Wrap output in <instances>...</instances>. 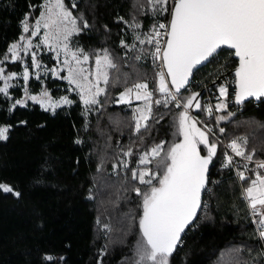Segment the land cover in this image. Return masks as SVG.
<instances>
[{"label":"trees","instance_id":"obj_1","mask_svg":"<svg viewBox=\"0 0 264 264\" xmlns=\"http://www.w3.org/2000/svg\"><path fill=\"white\" fill-rule=\"evenodd\" d=\"M44 1L0 0V58L23 34L21 22L26 16L29 23L35 20ZM65 4L89 24L77 35L83 48L88 53L107 49L118 69L110 70L106 94L98 97L100 104L87 111L80 95L50 75L40 81L31 78L28 89L38 93L46 87L53 98L66 95L73 101L54 114L32 103L10 110L22 95L20 87L9 90L11 99L0 94V126H10L8 139L0 140V183L20 192L16 197L0 190V264H49L45 255L63 257L59 264H130L136 240L141 238L142 216V197L132 189L148 187L133 180L131 173L138 170L145 150L161 141L167 150L180 140L175 123L180 110L173 104H153L149 128L139 133L131 106L115 104L116 96L135 79L148 83L154 99L161 98L154 90L158 77L147 60L149 45H140L135 35L148 33L168 16L140 11L141 4L147 9V0H65ZM133 16L141 28L129 27ZM121 41L136 47L125 48ZM40 59L47 67L54 64L49 53ZM221 63H227L231 73L236 67L229 52L222 50L196 74L209 85ZM5 67L7 72L21 69L18 62ZM190 92L199 91L193 87L181 94ZM191 110L216 131L223 128L224 140H246V155L264 158V100L235 106L234 114L222 115L228 118L218 124L214 119L207 121L202 110ZM129 148L131 157L124 155ZM223 154L217 145L202 208L170 264H264L242 188L231 176V166L222 167ZM121 161H127V167ZM148 167L155 170L156 166Z\"/></svg>","mask_w":264,"mask_h":264},{"label":"snow or ice","instance_id":"obj_2","mask_svg":"<svg viewBox=\"0 0 264 264\" xmlns=\"http://www.w3.org/2000/svg\"><path fill=\"white\" fill-rule=\"evenodd\" d=\"M42 7L43 11L34 24L29 23L28 16L25 17L21 22L23 34L0 58V65H3L10 59L13 63L23 62L22 53L31 57L30 65L25 64L21 73L6 74L5 68L0 67V81L3 82L0 94L11 99L9 89L17 86L11 81L22 79L24 97L16 99L10 110H14L17 105L26 107L28 100L40 104L45 111L51 110L53 114L57 107L71 105L73 101L67 96L52 101L46 87L40 95L29 92L27 85L30 78L40 81L42 70L45 73L51 72L56 79H67L70 85H75L87 111L90 106L100 104L98 97L106 94L110 70L118 69V65L107 49L88 53L82 48L73 50L70 47V38L88 28L89 24L83 16H74L65 0H45ZM140 11L153 16L159 14L169 17L167 23L157 21L148 33L142 35L137 32L135 35L140 45L153 46L154 60L163 62L165 70L156 73L158 83L154 89L161 98L154 99L148 83L138 80L130 87H125L117 103L131 106L133 100L143 102L142 106L133 109L136 133L142 128H149L148 121L153 118V104L164 107L174 104L176 108L182 109L175 118L176 135L182 139L171 144L167 150L164 141L154 144L139 156L138 170L131 173L133 180L148 187L144 191L139 187L132 189L137 196L142 197V216L139 219L141 238L134 245L130 264H170V257L181 243L182 233L202 208V194L209 183V169L217 155V143L209 139L211 129L205 131L198 127V121L190 114V110H205L209 116L213 115L214 110L226 112L229 94L227 84L220 85L218 102L202 109L199 92L182 95V90H188L194 69L212 62L219 56L221 49L227 48L234 50L231 54L238 58L233 82L234 102L240 105L249 98H264V0H173L171 5L170 0H147V9L141 4ZM129 27L133 30L141 28L135 16ZM42 28L43 39L34 45L31 37L39 36ZM41 44L55 53L62 66L48 68L42 64L37 52L33 51L34 48L39 49ZM121 44L125 48L136 47L124 41ZM93 57L94 70L84 67ZM30 67L37 71L30 72ZM65 69L67 75L62 77L60 73ZM227 118L219 116L217 123ZM9 132L10 126H0V140H7ZM242 139H233L228 147L236 156L251 162L253 156L246 155V140L241 143ZM76 143L81 141L77 140ZM201 146L206 154H202ZM124 155L131 157V148ZM223 155L222 167L231 166L233 157L226 152ZM121 163L127 167V161ZM153 163L155 170L148 167ZM256 166L264 169V161L258 162ZM244 169L237 172L241 181L249 179L245 175L248 171L246 164ZM0 190L20 196L19 191L7 184L0 183ZM243 195L257 225L258 234L264 239V173L256 172L244 188ZM103 227L110 230L107 224ZM43 259L49 264H59L63 257L45 255Z\"/></svg>","mask_w":264,"mask_h":264},{"label":"built area","instance_id":"obj_3","mask_svg":"<svg viewBox=\"0 0 264 264\" xmlns=\"http://www.w3.org/2000/svg\"><path fill=\"white\" fill-rule=\"evenodd\" d=\"M173 2V0H170V5ZM169 17L166 20H162L159 22H164L167 23L168 22ZM161 43H163V41H161ZM154 51V48L152 45H149V50L147 53V60L149 62L150 67L155 71V75L157 72L164 70L163 69V62L161 60H154L153 56H152V52ZM230 56H232L231 52H229ZM227 63H221L217 69L214 70V73L211 76V84H206L205 82H203L202 80L199 79V75L194 73L193 78L190 82V86L189 89H193L196 88L201 94L202 98L200 100V103L202 104V109H206V107L208 105H215L218 102V97H219V86L222 84H227L228 89H229V94H228V107H227V111L225 113H231V111H234V107L236 106L234 104V94H235V84L233 83L235 80L234 75L229 72V70L227 71L228 65L226 66ZM213 84V85H212ZM174 105V104H173ZM179 109V108H177ZM180 111L182 109H179ZM203 114L206 117V120H211L214 119L217 123V117L218 115H220L218 112H216L215 110L213 111V115L209 116L207 114V112L205 110H202ZM190 114L197 119L198 121V125L205 131H207L208 129H211V134L210 137L214 140L215 143H217V145L221 148V150L223 151V153H227L228 155L233 157V163L231 165V169H232V174L231 176L234 177L237 182L239 183V185L242 188V191H244L243 188V183L244 181L239 180L238 176H237V172L238 171H245L244 169V165H247L248 171L245 172V175L247 177H251V176H255L256 172L259 171L261 173H264V169H258L257 168V163L260 161H264V158L262 159H252L251 162L245 160L242 157L236 156L235 153L232 152V150L228 147V145L231 143V141L233 139H229V140H224V138L221 136V131L220 128H218L216 131L214 129V127L212 125H208L206 122L205 124L203 122H200L198 116H196L195 114H193L192 110H190ZM207 126V127H205ZM217 132H219V134H217ZM243 199H244V195H243ZM244 202L246 203L248 209L249 206L246 202V200L244 199ZM250 212V209H249ZM250 216H251V221L255 227V230L257 232L258 238L260 240L261 245H263V240L257 231V225L254 223V218L251 215L250 212ZM264 249V247H263Z\"/></svg>","mask_w":264,"mask_h":264},{"label":"rangeland","instance_id":"obj_4","mask_svg":"<svg viewBox=\"0 0 264 264\" xmlns=\"http://www.w3.org/2000/svg\"><path fill=\"white\" fill-rule=\"evenodd\" d=\"M45 2V1H44ZM44 4V3H43ZM42 4V5H43ZM43 11V7L41 6V10H40V13ZM40 15V14H39ZM39 15H38V17L37 18H35V20L36 19H38L39 18ZM35 20H33L30 24H34V22H35ZM43 34H44V29L42 28L41 29V33H40V35L39 36H36V37H31L32 38V40H33V44L35 45V44H38V43H41V41H42V39H43ZM30 35V34H29ZM70 47L73 49V50H75V49H77V48H82V49H84L83 48V46H82V44L79 42V40H78V38H77V35H73L71 38H70ZM33 51H36L37 52V55H38V59L41 61V59H40V55L41 54H47V53H49L51 56H52V59H53V65L52 66H50V67H48V68H54V67H59V66H62L58 61H57V59H56V56H55V53L54 52H52V51H49L45 46H43L42 44H41V47L39 48V49H33ZM84 51L85 52H88L86 49H84ZM22 56L24 57V59H23V62H18V63H20V65H21V69H20V71L19 72H17V73H21L22 71H23V67H24V65L25 64H28V65H30V63H31V57H30V55H26V54H23L22 53ZM62 59H63V54H61V61H62ZM42 62V61H41ZM6 63H13V62H11V59L9 60V61H6L3 65H0V67H4L5 68V70H6ZM42 64L43 65H45V63H43L42 62ZM84 67H89L91 70H94V58L93 59H91L90 61H89V64L88 65H84ZM37 70L36 69H34V68H31L30 67V72H33V73H35ZM10 72H12V71H10ZM7 73H9V72H7L6 71V74ZM196 73V72H195ZM46 75H50L51 77H53V78H55L53 75H52V73L51 72H48V73H45V72H43L42 70H41V77L42 76H46ZM60 75L63 77V76H66L67 75V70L65 69V71L64 72H61L60 73ZM34 78V77H33ZM31 79V78H30ZM35 79V78H34ZM90 79H94V77H90ZM59 80H63V81H65L66 82V84L68 85V87H69V90H70V92H73V93H79V90L78 89H76V87H75V85H70L69 83H68V80L67 79H59ZM138 80H140V79H135L133 82H131V84H129V85H127L126 87H130L134 82H137ZM140 81H143V79H141ZM157 82H158V80H157ZM11 83L12 84H14V85H17V86H15V87H20L21 88V91H22V95H21V97L20 98H18V99H22L23 97H24V91H23V88H24V82H23V80L22 79H19V80H14V81H11ZM0 84H1V87L3 86V82L2 81H0ZM101 86L103 87L104 85L103 84H101ZM189 86H190V84H189ZM189 86H188V90H189ZM27 87H28V85H27ZM12 88H14V87H12ZM11 89V88H10ZM9 89V90H10ZM124 89L125 88H123L122 90H121V92H123L124 91ZM29 90V89H28ZM187 90V91H188ZM191 90V89H190ZM42 91V90H41ZM41 91L40 92H38V93H32V92H30L32 95H40V93H41ZM120 92V93H121ZM183 92H186V91H183ZM120 93L116 96V102H115V104L117 103V99H118V96L120 95ZM79 95V94H78ZM64 96H66V95H64ZM64 96H61V97H64ZM61 97H59V98H53L52 96H51V99H52V101H59L60 100V98ZM99 99V98H98ZM29 103H32V104H36V105H38L41 109H43L44 110V108L40 105V104H38V103H35V102H33V101H31V100H28L27 101V104H29ZM117 104H120V103H117ZM142 104H143V102L142 101H135V100H133V102H132V105H131V109L133 110L134 108H136L137 106H142ZM19 106V105H18ZM62 106H64V105H62ZM61 107V106H60ZM57 108H59V107H57ZM56 108V109H57ZM48 111H51V110H48ZM134 112V111H133ZM221 116L222 115H224V114H228V113H225V112H218ZM231 114H234V111L232 110L231 111ZM220 115H218V117L220 116ZM133 116H134V113H133ZM199 120H200V122H203L204 124H205V121H203L201 118H199ZM135 123V122H134ZM197 126L198 127H200L198 124H197ZM201 128V127H200ZM180 139H182V137H179ZM202 147V146H201ZM204 150V149H203ZM204 153L206 154V150H204ZM142 154V153H141ZM243 188H245V187H243ZM193 226V225H192ZM191 226V227H192ZM191 227H189V228H191ZM188 228V229H189ZM255 228V227H254ZM187 229V230H188ZM187 230L185 231V234H186V232H187ZM184 237V236H183ZM140 239V238H139ZM138 239V240H139ZM137 241V240H136ZM261 244V243H260ZM180 246V245H179ZM261 246V249H262V251L264 252V249H263V247H264V242H263V245H260ZM179 248V247H178ZM178 248H177V250H178ZM176 250V251H177Z\"/></svg>","mask_w":264,"mask_h":264},{"label":"water","instance_id":"obj_5","mask_svg":"<svg viewBox=\"0 0 264 264\" xmlns=\"http://www.w3.org/2000/svg\"><path fill=\"white\" fill-rule=\"evenodd\" d=\"M222 50H225V51H228V52H231V53L234 51V50H231V49L223 48V49L220 50V52H221ZM232 58H233V60L236 61V67L232 70V74H233L234 77H235V70H236V68L238 67V58L235 57L234 55H232ZM208 63H209V62H206L205 64L200 65V66H198L196 69H194V70H193V75H194V73H195L197 70H199V69L205 67L206 65H208ZM164 70H165V69H164ZM193 75H192V77H191V79H190V81H189V84H190V82H191V80H192V78H193ZM212 85H213V84H212ZM188 86H189V85H188ZM183 91H185V90H182V92H183ZM261 100H264V98H261L260 100H256V99H254V98H249L248 100H245L243 104L248 103V102L258 103V102L261 101ZM234 104H235L236 106H241V105H243V104L237 105L235 102H234ZM207 187H208V185H207ZM206 189H207V188H206ZM205 191H206V190H205ZM204 194H205V192L202 194V202H203ZM199 212H200V211H198L196 218H195V219L193 220V222H192V223H191V224L185 229V231L195 223V221H196V219H197V217H198ZM185 231H184V233H182V235H181V241H182V239H183V236H184V234H185ZM179 245H180V244L177 245V248L179 247ZM177 248H176V250H177ZM176 250L173 252V254L176 252ZM173 254H172V255H173Z\"/></svg>","mask_w":264,"mask_h":264},{"label":"crops","instance_id":"obj_6","mask_svg":"<svg viewBox=\"0 0 264 264\" xmlns=\"http://www.w3.org/2000/svg\"><path fill=\"white\" fill-rule=\"evenodd\" d=\"M253 178H254V177H253ZM253 178H252V179H253Z\"/></svg>","mask_w":264,"mask_h":264},{"label":"bare ground","instance_id":"obj_7","mask_svg":"<svg viewBox=\"0 0 264 264\" xmlns=\"http://www.w3.org/2000/svg\"><path fill=\"white\" fill-rule=\"evenodd\" d=\"M185 235V234H184Z\"/></svg>","mask_w":264,"mask_h":264}]
</instances>
